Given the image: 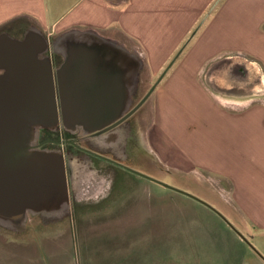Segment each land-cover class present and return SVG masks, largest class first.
<instances>
[{"label":"crops","instance_id":"0c3cea01","mask_svg":"<svg viewBox=\"0 0 264 264\" xmlns=\"http://www.w3.org/2000/svg\"><path fill=\"white\" fill-rule=\"evenodd\" d=\"M100 1L0 0V29L26 20L50 37L75 30L98 33L117 47L100 69L99 85L122 94L128 88V41L142 48L149 62L162 63L198 29L192 40L199 54L184 57L182 52L162 79L164 86L155 90L152 142L178 169L206 182L222 181L226 187L219 183L220 192L242 228L249 229L246 223L264 228V92L232 97L211 86L225 97L192 87L180 96L177 85L168 89L171 78L165 79L172 69L184 77L192 65L198 72L207 62L230 57L256 64L264 79V0H107L111 8ZM166 25L171 31L165 40L149 32ZM71 47L62 48V55Z\"/></svg>","mask_w":264,"mask_h":264},{"label":"rangeland","instance_id":"374dc122","mask_svg":"<svg viewBox=\"0 0 264 264\" xmlns=\"http://www.w3.org/2000/svg\"><path fill=\"white\" fill-rule=\"evenodd\" d=\"M76 1L68 0V3ZM100 3L104 7H113L107 0ZM15 26L3 27L0 33L8 30L10 35L21 38L33 24L23 20ZM164 28L152 26L149 32L157 34L159 41L171 31L168 25ZM42 30L48 39H57L60 35L57 32L50 37L48 31ZM192 32L162 63L149 62L143 49L134 41H128V49L143 61L129 110L146 96ZM195 42L192 40L182 56L195 57L199 54ZM182 56L177 64L184 58ZM223 60L225 58L207 62L198 72L197 67L192 65L191 71L190 67L187 68L184 77L181 70L176 72L172 69L165 78H171L168 89L174 90L177 85L180 96L189 93L190 87L192 90L218 93L215 92L218 90L210 88V76H221ZM212 69L213 74L210 75ZM245 76L244 93L228 95L252 94L249 89L254 80L248 73ZM178 80L184 81L179 83ZM197 81L200 86L196 88L194 84ZM162 83L156 90L164 86ZM156 93H152L132 118V137L137 141L133 140L128 145V165L206 202L241 232L255 249L208 206L149 179L124 172L116 176L115 190L107 201L95 206L77 207L74 216H68L63 222L40 223L29 219L22 232L0 225V264H264V228L251 223H246L249 229L241 227L242 224L234 217L232 206L220 192L219 183L224 187L226 185L222 181L213 183L211 179L206 182L202 175L198 178L178 169L164 153L160 156L156 144L152 142V131L157 129ZM221 93L216 95L225 97ZM84 183L89 182L81 180V186ZM246 221L249 222L248 219Z\"/></svg>","mask_w":264,"mask_h":264},{"label":"water","instance_id":"95a60500","mask_svg":"<svg viewBox=\"0 0 264 264\" xmlns=\"http://www.w3.org/2000/svg\"><path fill=\"white\" fill-rule=\"evenodd\" d=\"M196 29L182 46L157 82L142 101L130 112L135 113L156 90L197 33ZM69 48L70 61L86 60L90 67L106 64L116 44L93 31H69L51 46L47 36L36 26L30 27L21 38L7 32L0 33V225L22 232L28 214L53 211L67 207L69 189L62 153L43 148L48 140L39 142L41 130L55 131L64 127L74 132L93 133L99 127L118 119L124 110L110 107L113 99L95 106L94 90H56L55 72L50 53L54 49ZM55 49V50H56ZM58 53H60L58 51ZM128 111L131 95L143 61L128 49ZM110 93L109 90H106ZM124 94V92H123ZM108 104V105H107ZM128 171L212 206L191 193L175 188L131 167ZM240 238L250 241L220 213Z\"/></svg>","mask_w":264,"mask_h":264},{"label":"flooded vegetation","instance_id":"af4514ba","mask_svg":"<svg viewBox=\"0 0 264 264\" xmlns=\"http://www.w3.org/2000/svg\"><path fill=\"white\" fill-rule=\"evenodd\" d=\"M9 26L13 28V24ZM3 32L10 31L3 30L1 33ZM49 41L51 46H54L56 38H49ZM55 49L50 55L55 72L56 90H69L73 96L76 91L94 90L95 106L100 107L103 105L102 101L113 99L114 102L109 103V106L124 110V113L93 133L74 132L64 127H58L55 131L41 130L40 143L54 141L47 142L42 147L56 149L62 153L68 179L69 203L67 207L63 206L53 211L28 214V220H37L40 223L63 222L68 216H74L77 207L95 206L109 199L115 190L116 176L130 172L127 168L131 167L128 165V145L134 140L132 118L142 107L128 117V112L135 108L132 107L133 109L128 111V88L123 90L124 94L122 90H109L110 93H107V89L99 85L101 82L99 66L90 67L86 60L70 61L68 55H62L59 48ZM223 61L221 69L223 72L220 77H213L211 75L213 69L210 70V84L215 90L227 94L244 93L243 82L248 73L254 80L249 91H263L259 90L264 89L263 74L256 64L242 57H230ZM95 175L98 178L94 177ZM81 180L89 183L81 186ZM108 180L111 181L110 184L107 183Z\"/></svg>","mask_w":264,"mask_h":264}]
</instances>
